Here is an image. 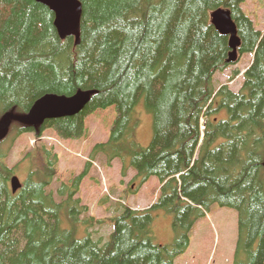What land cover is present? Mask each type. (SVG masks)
Masks as SVG:
<instances>
[{
  "label": "trees",
  "instance_id": "trees-1",
  "mask_svg": "<svg viewBox=\"0 0 264 264\" xmlns=\"http://www.w3.org/2000/svg\"><path fill=\"white\" fill-rule=\"evenodd\" d=\"M79 1L77 45L60 38L54 13L36 0H0V121L28 114L48 94L93 92L79 115L37 127L13 120L0 142V264H175L215 205L238 212L234 264H264V35L244 13L246 0ZM219 8L237 25L239 56H254L238 93L215 87L216 74L231 66L230 39L211 22ZM141 101L153 116L148 147L135 135ZM111 107L118 115L109 139L96 145L88 167L99 155L110 164L120 159L124 174L132 166L143 182L157 177L161 191L145 210L119 204L105 241L89 232L105 221L87 216L76 191L67 197L59 190L60 202L47 192L56 154L44 147L26 156L31 167L17 194L11 180L21 167L7 159L25 134L39 139L51 130L62 140L81 139L86 116ZM160 210L174 217L171 245L152 241ZM63 216L72 229L63 227ZM79 221L89 222L82 239Z\"/></svg>",
  "mask_w": 264,
  "mask_h": 264
},
{
  "label": "rangeland",
  "instance_id": "rangeland-1",
  "mask_svg": "<svg viewBox=\"0 0 264 264\" xmlns=\"http://www.w3.org/2000/svg\"><path fill=\"white\" fill-rule=\"evenodd\" d=\"M244 13L252 19L257 30L264 35V0H246L242 5ZM254 56L245 54L238 56L235 63L224 72L215 76V87L229 85L234 93L242 88L244 73L252 65ZM236 73V78L230 82ZM117 110L111 107L99 110L86 116L87 134L76 140H62L51 130H47L42 138L34 134H25L14 142L7 163L10 167L20 164L18 176L22 183L26 181L30 169V157L37 150L47 147L53 155L58 156L57 176L47 192L54 194L55 200L63 198L59 190H64L67 197L76 191V197L87 206V216L105 221L100 227L91 228L94 239L103 237L106 241L113 231L109 221L116 214L119 204H127L135 210L150 208L159 198L161 183L159 178L151 177L146 182L137 178V171L129 166L124 174V163L120 159L111 164L104 155H99L88 167L91 155L100 143L109 139ZM136 139L142 147H148L153 139V116L141 101L136 108ZM3 147V146H2ZM6 149V147H3ZM130 163V162H129ZM264 182V174H263ZM173 216L160 210L152 226V241L158 245H171L175 242ZM64 228L72 229L68 217L63 216ZM84 220V217H81ZM76 235L79 239L87 236L88 223L79 221ZM239 238V216L235 209L215 205L200 219L190 234L188 250L179 256L175 264H234Z\"/></svg>",
  "mask_w": 264,
  "mask_h": 264
},
{
  "label": "water",
  "instance_id": "water-1",
  "mask_svg": "<svg viewBox=\"0 0 264 264\" xmlns=\"http://www.w3.org/2000/svg\"><path fill=\"white\" fill-rule=\"evenodd\" d=\"M49 8L55 15L54 27L62 40L73 37L76 44L81 42L82 4L79 0H36ZM212 25L224 36H228L231 53L228 63H235L239 56L241 39L231 11L219 8L211 14ZM93 92H80L73 97L48 94L39 99L24 116L6 114L0 121V142L6 139L10 132L12 121H18L27 126H41L48 121L71 118L79 115L89 104ZM13 194L21 188L22 183L17 176L11 180Z\"/></svg>",
  "mask_w": 264,
  "mask_h": 264
}]
</instances>
